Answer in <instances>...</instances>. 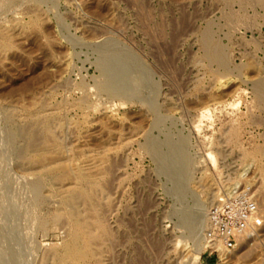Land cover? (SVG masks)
<instances>
[{
	"label": "rangeland",
	"instance_id": "374dc122",
	"mask_svg": "<svg viewBox=\"0 0 264 264\" xmlns=\"http://www.w3.org/2000/svg\"><path fill=\"white\" fill-rule=\"evenodd\" d=\"M0 264H264V0H0Z\"/></svg>",
	"mask_w": 264,
	"mask_h": 264
},
{
	"label": "built area",
	"instance_id": "2783aa9c",
	"mask_svg": "<svg viewBox=\"0 0 264 264\" xmlns=\"http://www.w3.org/2000/svg\"><path fill=\"white\" fill-rule=\"evenodd\" d=\"M257 201L245 190L233 192L210 205L206 213L204 239L208 255L218 252L212 244L225 251L235 250L239 238L261 222Z\"/></svg>",
	"mask_w": 264,
	"mask_h": 264
},
{
	"label": "bare ground",
	"instance_id": "6f19581e",
	"mask_svg": "<svg viewBox=\"0 0 264 264\" xmlns=\"http://www.w3.org/2000/svg\"><path fill=\"white\" fill-rule=\"evenodd\" d=\"M217 61L218 62H220L221 64H222V59H220V58H217ZM112 87H114V86H112ZM110 91V90H109ZM29 130V129H28ZM34 132V131H33ZM36 136V135H35ZM34 137V136H33ZM26 140V139H25ZM33 141H35V140H33ZM32 141V142H33ZM32 145V144H31ZM29 147H30V144H29ZM77 199V198H76ZM85 200V199H84ZM88 205V204H87ZM253 229V227L252 228H250L246 233H244L240 238H239V240H238V242L240 243V240L245 236V234H247L249 231H251ZM206 246H207V244H206ZM213 248H215L218 252L219 251H221V252H223V253H227L228 251H225L219 244H212L211 245ZM74 252L75 253H78L79 252V250L77 249V247H74Z\"/></svg>",
	"mask_w": 264,
	"mask_h": 264
}]
</instances>
